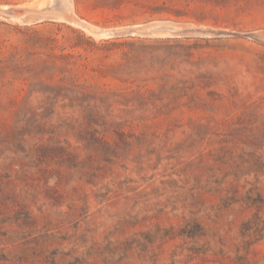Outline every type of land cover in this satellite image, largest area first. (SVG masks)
Instances as JSON below:
<instances>
[{
    "label": "rangeland",
    "instance_id": "obj_1",
    "mask_svg": "<svg viewBox=\"0 0 264 264\" xmlns=\"http://www.w3.org/2000/svg\"><path fill=\"white\" fill-rule=\"evenodd\" d=\"M0 264H264V0H0Z\"/></svg>",
    "mask_w": 264,
    "mask_h": 264
},
{
    "label": "trees",
    "instance_id": "obj_2",
    "mask_svg": "<svg viewBox=\"0 0 264 264\" xmlns=\"http://www.w3.org/2000/svg\"><path fill=\"white\" fill-rule=\"evenodd\" d=\"M83 37L85 35H82ZM92 44L94 46H101L104 49L112 52L119 53L121 55V58L123 60V70L129 74V76H133L143 68H145V60L148 56H151L155 59V54L157 50L160 49L161 43H164V41H159L156 39L152 38H146V37H118L114 39H108L101 41L100 43H97L94 39L90 38ZM78 45H75L76 47ZM67 57H75L71 55H66ZM80 57L82 55H79ZM120 65V66H121ZM119 66V67H120ZM115 69H118V67H115ZM60 86H54L52 87L51 91L59 89ZM135 95L134 96H129V95H122L124 98L125 103H120V105L125 106V107H131V106H138L141 110L145 111V108H148L151 106L149 101L145 98V93L141 92L139 90L138 92H133ZM158 95H161V93H158ZM136 100V101H135ZM98 105H93V108L90 107L89 112L93 114H98L100 112H104L101 107H95ZM105 113H112V111L109 109L111 105H106ZM89 108V106L87 107ZM130 112L134 110H129ZM128 111V112H129Z\"/></svg>",
    "mask_w": 264,
    "mask_h": 264
}]
</instances>
